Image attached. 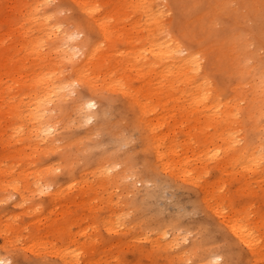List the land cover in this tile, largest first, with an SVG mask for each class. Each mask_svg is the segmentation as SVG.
<instances>
[{"label": "bare ground", "instance_id": "bare-ground-1", "mask_svg": "<svg viewBox=\"0 0 264 264\" xmlns=\"http://www.w3.org/2000/svg\"><path fill=\"white\" fill-rule=\"evenodd\" d=\"M51 2H55L53 7L37 11L38 5ZM5 5L9 7L0 10V128L4 130L9 125H3L10 122L8 129L12 132H6L9 141L6 138L8 142H5L20 145L0 154V193L15 194L18 200L14 207L35 198L38 185L50 189L43 195L52 205L68 191L74 193L71 196L79 201L68 200L74 201L70 202L74 203L70 204L72 209L61 207L60 213L64 215L61 221L54 220L56 214L54 219L53 214L47 220L44 217L47 224L44 219L40 221L46 224L40 232L48 239L59 240L60 244L53 247L55 255L70 264H82L80 257L87 253V262L83 264H111L115 241L113 246L108 244L103 248L99 247L100 243L97 245L100 251L93 247L99 240L95 239L96 234L106 232L107 236L126 238L125 243L118 242V249L132 241H146L148 247L164 255L165 264L188 261L212 264L217 255L223 256L220 243L215 242V246L202 243L204 234L209 232L208 225L216 224L207 218L193 228L202 232L201 243H192L184 251L180 246H172L179 233L163 225L149 231L142 229L138 221L136 227L140 233L128 237L137 232L131 226L134 220L127 221L128 212L117 213L115 208L120 203L111 193L113 186L119 188L123 183L127 195H133L128 204L141 205L142 194L134 192L138 180L125 181V177L133 179L139 172L129 175L122 168L113 173L116 171L113 162L109 165L107 162L108 167L103 168L89 167L88 163L68 183L58 185L50 162L30 168L29 157L55 151L59 120L72 111L78 112V119H86L78 110L77 99H69L80 88L83 96L94 99L106 93L120 96L122 115L143 141L141 165L150 168L161 184L200 187L204 195L197 198L198 207L213 212L221 220L228 232L222 234L227 243L232 246L240 243L248 249L250 257L243 256V264H264V166L253 163L258 160L264 143V123H261L264 96L260 87L264 71V0H0V7ZM6 10L9 11L5 13ZM162 10L166 13L163 17L159 15ZM61 12L68 15L60 16ZM48 16L52 19H47ZM58 23L63 28L55 31ZM72 25L84 33V38L76 44L69 39L75 31ZM85 44L89 46L87 58L77 57L75 49ZM177 48H183L186 55H176ZM196 56L199 61L194 59ZM68 64L70 70L65 71ZM73 82H77L75 87ZM225 91H229L228 96ZM86 113L89 114L88 110ZM92 117H98L97 113ZM102 123L105 121L98 120L96 125L102 127ZM48 126L54 132H47ZM106 129L115 141L116 152H128L121 150L124 142L130 143L127 131L118 133L110 124ZM4 143L1 148L4 145L6 149ZM109 167L111 174L107 171ZM211 171L218 172L213 181L205 177ZM159 190L157 187L146 191L148 203L141 208L142 220L148 218L160 223L153 208ZM236 195H247L252 202L244 198L245 203L236 205ZM222 203L231 212L225 211ZM254 205L258 211L252 215ZM73 225L75 231L71 230ZM184 235L188 240L189 236ZM39 236L42 235L38 231L30 232L28 246L38 247ZM28 246L24 249L34 252ZM5 247L2 250L10 253ZM14 255L12 252L6 258L0 254V259L13 264Z\"/></svg>", "mask_w": 264, "mask_h": 264}, {"label": "rangeland", "instance_id": "rangeland-1", "mask_svg": "<svg viewBox=\"0 0 264 264\" xmlns=\"http://www.w3.org/2000/svg\"><path fill=\"white\" fill-rule=\"evenodd\" d=\"M4 4H7V3H4ZM54 4H55V2L50 3V5H54ZM2 8H5V7H0V10ZM8 11L9 10H6L5 13H7ZM63 13H64L63 16L68 15V12H63ZM79 41H80V39H77L76 41L72 40V43L76 44ZM252 48L258 50L256 45H253ZM259 53H260V55H262V51H259ZM67 66H68V68H67ZM67 66H66V68H64L65 71L70 70L69 69L70 65L68 64ZM215 81H216V83H218L217 79H215ZM221 81H224L227 83L226 79H221ZM77 89L78 88H76V90ZM78 92H79V94H78ZM78 92H75L76 93L75 97L70 95L69 99L73 98V99H77L76 101H78L79 97L83 95V91H81V89L79 88ZM225 93H226L225 96L229 95V91H225ZM106 94L102 95L101 97H97L95 99L96 104H97L96 109L88 110V113L90 115L97 113V116H98V117H93V120L91 123H86L85 122L86 119H84L83 117L81 119H78L79 114H77L78 112H76V111H72V113L70 115H68L69 117L68 116L64 117L66 121L64 120V118L62 120H59V123L56 124V127L58 130L59 129L60 130L57 131L56 137H55L56 141H58V142L55 141L56 144H54V146L56 145V147H59V148L56 149V147H54L53 149H55V151L52 150L51 152L46 153V154L43 153L42 155H38V156L35 155L34 157L37 156L36 158L29 157L30 159H28V164H29V166L31 165L30 168L34 169L35 166L38 167L39 165L40 166L41 165H48L50 162V166H52L55 169L54 170V172H55L54 177H56L58 179L56 182V183H58V185L59 184L65 185L66 183H68L70 180V177L77 176L79 171L82 170V167L88 163L90 164V165L88 164L89 167H95L96 165H98L100 168H101V166H102V168H103V166L108 167L107 162H109L108 165L113 164V163L114 164H117V163L120 164L121 167L116 168V171L114 170L113 173L118 172V171H122V170L123 171L127 170L126 172L129 175L131 172H139L137 174V176L134 177L133 179L132 178L129 179V176L126 173V176H128V177H125L126 180H125V178H123V179L126 181V183L127 182L131 183V182L138 180V182H135L136 184L134 185L135 186L134 188H136L137 190L134 189V192L136 191V193L140 192L142 194L141 197H143V199L138 197L140 200L142 199L141 205H135V206L129 205V204H131L130 202L133 199V197H132L133 195H131V194L127 195L128 191H126L125 189L123 190V188H122V187H124L123 183H122V186H121V184L118 185V183H115V185H118L119 188H116L115 186H113L115 191H114V189H112L113 193H111L114 200L116 201L118 199V201L120 203L119 205L116 206V208L114 206L116 211H119L117 213H122V212L127 213L128 212V214H130V215H128L127 221L131 223L134 220V222H132L131 226H133V228L135 227L134 230H136L137 232L135 234H132V235L130 234L128 237H132V236L138 235L140 233V231H138V229L136 227V225H139V222H140V225L142 226V229L149 230V231L156 229V228H159L160 225L167 227L168 230H174L178 233H180V230L183 229L184 234L188 235L189 233H191V235H188L189 236L188 243L187 244H183V243L180 244V247H179L180 250L184 251V250H187L192 243H201V240L203 237L202 232L201 233L197 232L196 230H193V228L197 227L196 225H199L200 223L203 222V220L205 218H207L208 220H214L217 224L218 229H215L216 224H214V223L209 224L208 225L209 232H208V234L205 233L206 235L204 234V241L205 242H202V243L206 244V243L210 242L209 245H211V246H215V242L220 243L221 247H219V251L223 255L221 257V264H223L224 261H227L228 264H234L233 262H236L235 264H243V262L241 260L250 257L248 249L240 243H235V245H233V246L230 245L229 243H227L223 239L222 234L228 233V232H227L225 225L223 223H221V220L219 218H217V216L213 212L208 213L204 210H201L198 207L197 198L200 199L204 195L202 193L200 187L195 186V185H185V184L177 185V187H175V186H172V184L171 185L170 184H161L159 179L150 170V168L147 169L141 165L139 158H141L143 156L144 147H143V141L139 137V132L135 128L130 126V124L126 121L125 116L122 115L124 108H123V106L118 104L121 97L117 96L116 94H108V93H106ZM107 98H109L110 100L113 99L112 101L115 102L117 105L111 103L112 101L110 102ZM75 119H77V120H75ZM78 120H81V121H78ZM98 120H102L103 122L105 121L106 124L102 123V127H99L98 125H96ZM107 124H110L111 126H113L117 130L118 133H120L122 131H127V133L130 136V143L129 144L127 143L126 147L122 145L123 147L121 148V150L122 151L129 150L128 152H126L128 154H126L124 152H116L117 148L115 145V141L111 138L108 130L106 129ZM7 125L10 126L11 125L10 122L5 124V126L3 125V127H6ZM9 126H7L5 128L6 130L4 129L5 132H3V134H0L1 137L3 135L5 136V137L3 136L4 139L2 137V140L0 137V154L5 153L8 149H9L8 151H10L11 149L18 148L20 145L16 142H13V141H11V143L13 142L12 144L7 143L9 141L8 140L9 137L7 138V135H9V134H6V132H9V130H10V132H12L11 129H8ZM61 128H63V129H61ZM1 130L4 131L3 129H1ZM6 138L8 141L6 140ZM5 141H7V142H5ZM1 143L6 144V149L4 148L3 144H2L3 145L2 148H1ZM58 143H60L59 144L60 146H57ZM7 144H8V146H7ZM2 149H5V150H2ZM148 159L150 161H152L153 158H152V156H149ZM91 160H92V162H91ZM52 162H53V164H52ZM54 162H56V163H54ZM59 163H61V165ZM101 163H104V164H101ZM56 164H58V166H55ZM62 164H64V165L62 166ZM33 165H34V167H33ZM55 167H57V168H55ZM128 167H129V169H128ZM57 169H58V171H57ZM211 172H212V173H210L211 175L209 174L210 176L206 175L205 177L206 178L210 177L208 180L213 181L215 178H217L218 172H216V171H211ZM247 178H248V176H247ZM157 187L160 188V190H159L160 196L153 201V208L156 210V212H155L156 216H154V217H157L158 219H160V223L158 221H150L148 218L142 220L141 219L142 218V212H144V211L141 208H144L143 206L147 205V203H148L146 191L156 189ZM3 193H6V192H3ZM3 193H0V200L4 202V203L3 202L0 203L1 204L0 205V214H1L0 215V222L2 223V224L0 223V234H1L0 235L1 236L0 237V248H1L0 254L4 255L6 258L7 257L10 258V255H12V252H14L15 255H14L13 262H12L13 264H37V263L38 264H66V263L68 264L69 262L62 259V257L60 258V256H58V255L56 256L55 254H57V253L53 252V247L57 243V241H59V240L48 239V237H46L44 232H40V231L44 230V226H46V224H47L46 220H47L48 215L53 214L51 216L52 219H54V217L56 216L54 220L61 221L60 219H62L64 217V215H62V213H60L61 207L63 206L62 207L63 210L65 208H68V206H69V208L72 209L70 204H74V203H70V202H74V201L78 202L79 201V199H76V198L71 196L74 193L68 191L67 193H69V195L66 193L63 196L64 197L63 199L61 198V200H59L57 203H53V205L47 201V198L44 195L42 196V195L37 194L38 197L37 196H35V198L33 197V199H30L27 202V204L25 203L23 206H19L20 208L13 206V205H15V202L18 200V197L15 194L13 195V193H12V195H13L12 196L11 192L9 193V191H8L4 196ZM119 193H120V195H119ZM139 194L137 193V195H139ZM125 196H127V197H125ZM246 196L244 197L243 195H236L235 198H236L237 202L235 204L238 205V204L245 203V202H243L244 198H246V200H248V202H252L251 199L246 197ZM10 197H11V200L9 199ZM70 199L71 200L74 199V201H68ZM6 200H8V202ZM30 202L32 204H30ZM33 204H37L38 207H40V208H37L36 205L33 206ZM123 204H125V205L123 206ZM236 205L233 204V207H235ZM140 206H142V207H140ZM148 206H146V207H148ZM51 207H53V208H51ZM58 207H60V208L58 209ZM221 207L225 211H230L229 208L227 207L226 203H222ZM148 208H150V207H148ZM253 208L255 210H252L253 211L252 215H255L257 213L258 209H256L257 207L255 205L253 206ZM30 209L31 210L37 209V210L35 211V214H34V210L31 211ZM48 209H49V211L46 212ZM50 209H52V210H50ZM54 209L57 211V213H55L56 211ZM119 209L120 210L123 209V210L120 211ZM150 210H152V209H150ZM22 212H24V213L22 214ZM58 212H59V214H58ZM24 214H26V215H24ZM60 214L62 216H60ZM9 215H10V217H8ZM20 215H22L21 218H20ZM40 216H41V218H38ZM44 217L46 218V220L44 219ZM172 218H178V220H171ZM35 219H37V220H35ZM41 219H42V221H41ZM37 221H39V222L44 221L46 224H44V223L41 224V222L39 224ZM8 222H10V223H8ZM18 223L19 224L21 223V225L15 226V224H18ZM22 223H23V225H22ZM27 223H29V225ZM33 223L34 224L38 223V224L34 225ZM130 223H128V224L130 225ZM7 225H8V227H6ZM82 225H83V227H87L86 224H82ZM22 226L24 229L22 228ZM16 227H17V229H16ZM33 227L34 228L36 227V228L34 229ZM72 227H71V230L73 229L72 231H75L74 230L75 225H73ZM38 228H39V230H38ZM189 229H190V231H187ZM15 230H16V232H15ZM37 231L42 235V236H39V239H40L39 245L40 246L44 245V247L43 246L40 247L39 245L37 247V245L33 246L32 244H29L31 246V247H29L28 242H30V240H28L29 239L28 234H30V232L33 233V232H37ZM93 232H92V234H94ZM7 233H8V235H7ZM12 233H15V234H12ZM21 233H23V234H21ZM144 234H146V232H144ZM99 236H97V234H96L95 239L98 240V238H99V240H98L96 246H93L95 248V250L97 249V245H101L100 243H102V246H99V247L103 248L105 245H108V244L112 245L116 242L114 246L112 245L113 246L112 252L114 255H112L113 259L110 262L111 264H165L166 259H165L164 255H159L155 250L148 247L147 242L144 240H142L140 242L132 241L133 243H131V244L127 243V244H125V246L122 245V248L118 249V248H116V245L118 244L119 241L120 242L123 241V243H125V241H126L125 237H123L122 235H121L122 237H118L116 235L107 236L106 232L99 233ZM140 237H142V236H140ZM140 237H138V238H140ZM23 238H25V239H23ZM7 239H12V240H7ZM42 239H43V241H41ZM17 240H19L18 242H20V243H18ZM46 240H48L49 243ZM113 241H115V242H113ZM50 243H51V246L49 247L48 245H50ZM14 244H17L18 246L14 245ZM24 244H25V246H23ZM57 244L59 245L60 243L58 242ZM5 245H6V247H5ZM19 246H22V247H19ZM26 246H28L31 249V251H34V252H31L33 254L30 253L28 248H27V250H25ZM4 247L7 250L10 249L11 254L4 252L2 250ZM11 247L13 249H11ZM34 247H37L38 249L36 250V248L34 249ZM15 248H16V252L14 251ZM48 248H50V250L45 251L46 249L48 250ZM113 249L115 252L113 251ZM21 250L23 252H21ZM98 250L99 249H97V251ZM36 251L38 253H35ZM41 251H43V252H41ZM142 251L147 252V253H140ZM25 252H27V253H25ZM44 253L45 254L49 253L48 255H50V256H47V254L44 255ZM51 253H53L54 256L53 255L51 256ZM37 254L38 255L41 254L42 256L41 255L40 256L42 259H40V257ZM88 256L89 255L86 253V255L80 257V260L82 259V262L86 263L87 262L86 257H88ZM243 256H245V258H242ZM101 257H103V256H101ZM43 258H44V260H43ZM238 258L240 259L239 263L237 262L239 260ZM188 262L185 264H189Z\"/></svg>", "mask_w": 264, "mask_h": 264}, {"label": "snow or ice", "instance_id": "snow-or-ice-1", "mask_svg": "<svg viewBox=\"0 0 264 264\" xmlns=\"http://www.w3.org/2000/svg\"><path fill=\"white\" fill-rule=\"evenodd\" d=\"M7 7H9V5H5V8H7ZM50 7H53V5H50V4L49 5H38L37 6V11L40 8H50ZM55 7H60V6L57 5ZM97 8H98V6H97ZM93 10L95 11V9H93ZM165 14L166 13H165L164 10H162L159 13V15L161 17H163ZM59 15L60 16H63L64 13L61 12ZM47 19L51 20L52 17L51 16H48ZM72 27L75 29V31H73V33L69 37V39H72V40L83 39L84 38V33L81 32L79 30V28H77L75 25H72ZM62 28H63V25L58 23L56 25L55 31H60ZM88 47L89 46L87 44H85V46L83 48H81V49H75V52L77 54V57H80L81 55H83L85 58H87V54H88V51L87 50H88ZM175 54L176 55H180V56L186 55V53L184 52L183 48H177L175 50ZM194 59L196 61H199V56L194 57ZM262 69H264V64H262ZM76 84H77V82H73V87H75ZM260 87H261V91H262V96H264V71H262V73H261V77H260ZM71 95L73 97H75L76 96V93L73 91L71 93ZM76 102L79 103V109L78 110L81 113H84L86 115L85 122L86 123H91L92 120H93V117H92V115L87 114L86 113V110H92V109H96L97 108V104H96L95 99L92 98V97H87V96H83L82 95V96L79 97V100L76 101ZM261 123H264V104H262V106H261ZM54 130L55 129L52 126H48L47 129H46V131L49 132V133L54 132ZM123 146L126 147V142H124ZM253 163H258L260 166H264V143H262V146H261V148L259 150V158H258V160L253 161ZM114 167L115 168H120L121 165L120 164H115ZM57 171H58V169H57ZM107 171L109 173H111L112 168L109 167L107 169ZM129 179H131V177H129ZM38 189H39V191L37 193H34V195H37V194L38 195H43L45 192H47V191L50 190L47 186H41V185H38ZM2 202L3 201H0V203H2ZM188 235H191V233H189ZM181 243H183V244H187L188 243V240H187L186 236L184 235L183 229L180 230L179 239H177L173 243L172 246L178 248ZM0 264H5V261L3 259H0ZM9 264H11V262H9ZM189 264H193V262L192 261H189ZM212 264H221V258H220V256L217 255L215 257V260L212 262ZM223 264H228V262L227 261H224Z\"/></svg>", "mask_w": 264, "mask_h": 264}]
</instances>
